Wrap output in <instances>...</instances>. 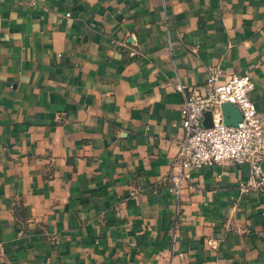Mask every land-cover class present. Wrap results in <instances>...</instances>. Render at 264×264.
I'll list each match as a JSON object with an SVG mask.
<instances>
[{"label":"crops","instance_id":"1","mask_svg":"<svg viewBox=\"0 0 264 264\" xmlns=\"http://www.w3.org/2000/svg\"><path fill=\"white\" fill-rule=\"evenodd\" d=\"M213 71L264 115V0H0V264H264L247 163L167 191Z\"/></svg>","mask_w":264,"mask_h":264},{"label":"built area","instance_id":"2","mask_svg":"<svg viewBox=\"0 0 264 264\" xmlns=\"http://www.w3.org/2000/svg\"><path fill=\"white\" fill-rule=\"evenodd\" d=\"M219 71L211 72L202 90L178 83L183 102L180 109L182 137L168 174L167 191L179 198L186 188H194L192 170L203 166L233 162L247 163L246 186H264V115L252 100L254 82L248 74H232L219 79ZM236 106L242 120L236 125L224 123L221 105ZM211 113V124L204 126L203 117Z\"/></svg>","mask_w":264,"mask_h":264},{"label":"water","instance_id":"3","mask_svg":"<svg viewBox=\"0 0 264 264\" xmlns=\"http://www.w3.org/2000/svg\"><path fill=\"white\" fill-rule=\"evenodd\" d=\"M223 120L227 125L236 126L241 120L242 115L235 105L229 102H225L221 105ZM208 123H205L204 126H209L211 124V113H205Z\"/></svg>","mask_w":264,"mask_h":264}]
</instances>
